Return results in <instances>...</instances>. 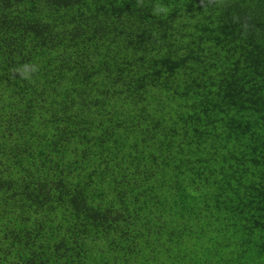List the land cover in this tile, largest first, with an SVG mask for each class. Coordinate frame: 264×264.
<instances>
[{
  "label": "trees",
  "instance_id": "obj_1",
  "mask_svg": "<svg viewBox=\"0 0 264 264\" xmlns=\"http://www.w3.org/2000/svg\"><path fill=\"white\" fill-rule=\"evenodd\" d=\"M0 264H264V0H0Z\"/></svg>",
  "mask_w": 264,
  "mask_h": 264
}]
</instances>
